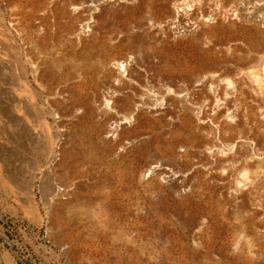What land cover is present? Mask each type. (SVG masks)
<instances>
[{
    "label": "rangeland",
    "instance_id": "rangeland-1",
    "mask_svg": "<svg viewBox=\"0 0 264 264\" xmlns=\"http://www.w3.org/2000/svg\"><path fill=\"white\" fill-rule=\"evenodd\" d=\"M83 1H10V6L17 7L13 8L21 17L24 15L23 24L28 28L29 36L37 39L36 49L47 58V79H52V76V80L69 82L76 71L89 69L100 55L108 57L118 54L129 60L132 55L145 57L157 47L163 49L167 68L160 70L161 83L181 85L186 78L203 74H211L226 82L237 77L244 83V114L256 107L264 109V99L255 102L249 93V88L254 85L264 86V51L255 54L247 44L248 33L244 32L243 35L239 28H229L226 24L221 27L220 21H211L212 32L204 34L195 43L190 38H183L160 46L157 41L166 33V29L149 24L146 14L149 12L148 15L151 14L155 20H170L176 0H126L122 6L111 4L100 9L94 29L74 45L67 39L68 26L65 23L70 19L61 12L79 7ZM210 1L201 3L200 15L205 13ZM229 2L213 0L211 3L226 13ZM184 6L179 10H183ZM250 6H244L247 8L245 12H250ZM74 17L80 21L86 18L81 10H77ZM74 26L71 24L69 31H73ZM147 30L152 38L147 37ZM21 48V40L8 25L5 4L0 0V264L264 262V256L258 251L260 244L252 238L254 233L259 235L264 231V207L256 214L245 215L229 200V190L237 185L244 188V157L261 163L264 160V142L243 144L233 150L221 142L216 143L220 155L230 156L232 152L239 155L225 164V182H203L182 190L184 188L178 181H172V175L183 168L184 160L176 158L168 145L171 136L177 137L183 132L180 121L171 120L172 126L161 119L143 117L146 126L142 130L129 128L124 132L119 131L107 144L101 142V131L112 127L115 121L113 117L122 115L128 107L125 100L124 103L112 105V113L106 118H90L87 113L78 115L72 134L61 137L57 118L60 115L65 118L72 116L74 107L82 102L87 93L74 92L66 104L50 102L25 64L26 57L22 56L24 52ZM255 58L258 62L249 65L248 62ZM156 64L158 59L150 61L145 58L140 69L146 72L155 68ZM255 75L262 80L255 82ZM24 81L32 89L24 88ZM146 85V89L154 95L162 84L153 87L148 81ZM216 89L213 88L212 95L215 93L213 96L217 98L219 92ZM178 114L182 117L183 111ZM213 114L211 108L208 116ZM207 121L210 123V118ZM260 123L258 129L264 134V121ZM178 140L183 141L184 138ZM263 163L261 166L264 167ZM151 165L162 167L161 171L150 172Z\"/></svg>",
    "mask_w": 264,
    "mask_h": 264
},
{
    "label": "bare ground",
    "instance_id": "bare-ground-1",
    "mask_svg": "<svg viewBox=\"0 0 264 264\" xmlns=\"http://www.w3.org/2000/svg\"><path fill=\"white\" fill-rule=\"evenodd\" d=\"M2 1H3V4H5V14H6V18H7V23L10 26V28L12 29V31H14L19 36V38L21 40V44H22V48H23V49L22 48L21 49L24 52V54L22 53V56L25 55V57H26L25 58L26 59L25 64L29 68V71L32 74V76H34L39 87L46 92L47 99L50 102H60L61 101V103L63 102V104H66V102H68L71 99V95H73L74 92H75V94L78 92L82 93L85 91L87 93L85 95L86 98L81 96V97H83V99H81L82 102L77 103V105L74 107L73 114H71L72 116L65 118V117H61V115H60V117L57 118L56 123H58L59 126L61 127V131H60L61 137L65 138L67 135L72 134V130L74 128L73 127L74 122L77 121L75 119L77 118L78 115L83 114V113L84 114L87 113V116H89L90 118H96V117L97 118H104V117L106 118L107 116H109L112 113V109H111L112 105H115V103H119V102L124 103L125 100H127V102H128V107L124 110V112L122 111L123 114L121 113L122 115H120V116L115 115V117H113V118H115V121H113L114 124L112 125V127L109 126V127L104 128L103 130L101 129L102 131L100 133V138H99L101 140V142L107 144L116 134L119 133V131L124 132V130L129 129V128H134L136 130H142L143 126L145 125V122H146V120H143V117L161 119L164 122L167 121L170 124H172V122L176 119V120L180 121L181 128H182L181 130L183 132L180 135H177V137L171 136V140H169L170 142L168 143V145L171 146L170 147L171 152L176 154V158H178L179 160H184L183 168L178 169V171L176 173H173V175H172V177H173L172 181H175V180L178 181V183H180L182 185V188H184L182 190H185L187 188L189 189L190 187L193 188L192 186H195L198 183L204 182V183H209V184H218V183L223 182L226 179V177H225L226 174L224 172L225 164L232 162L233 160H235L236 157H239V155L237 152H232V154L230 156L229 155H220V152H219L220 149L218 150L216 143L221 142V144H223L225 147L231 148L233 150L234 147L239 148L243 144L244 145H246L247 143L248 144L249 143L250 144L251 143L252 144H261L262 142H264V134H261L262 131H260L258 129V128H260V124H261L260 122L264 121V109L262 110L260 107L259 108L256 107L253 111L250 110L248 112V114H246V113L244 114V108H243V106H244V101H243L244 83H243L242 79H238L237 77H235L233 79V81L231 80L230 82H228V81L226 82L225 80H221L219 78H216L215 76H213L211 74H203V75L188 77L185 79V81H183V83H182V81L180 82V83H182L181 85L161 83L162 82L161 81V76H162L161 72L162 71H160V70H164V69L167 70L166 65H165L166 61L164 60L163 53H162L163 49H161V48L156 49L157 47L156 48L153 47L155 49H153L152 52H150V53L148 52L149 54L146 55L145 57H142L141 55H132V57L129 56L130 57L129 60H127V59L125 60L122 57L123 55L121 56L118 54L117 55L114 54L113 56H108V57H104L103 55H100V56H98V59L95 58V60L96 59L97 60L94 61L95 62L94 64H93V62L90 61L91 64H93V65L89 69H86L83 72H82V70L76 71L73 74V77L70 79L69 82L68 81L60 82V81L55 80V79H54L55 82H53L54 80H52L53 79L52 76H51L52 79H47L48 76L46 77V75H45V63H46L47 58H45L46 56L44 54H42V52H39L36 49L35 43L37 42L36 41L37 39L32 37L33 35L29 36L28 28H25V25H24L25 23L23 24V18L22 17L24 15L21 17V15L19 13H17L16 10H14L13 7H15V6H10L11 0H2ZM214 1H216V0H214ZM51 2H52V0H51ZM184 2H185V0H183V1L181 0V2H179L178 0L175 1L174 9L173 8H172L173 10L171 9L172 15L170 17L172 19H170V17H169L170 20L159 21V20H155L151 14L148 15L149 12L146 14V16H147V17L145 16L146 21L149 22V24H152L155 27H159V29H163L164 27L166 29V33L159 37V39L157 41V45L162 46L163 44L165 45L168 41L172 42L173 40L176 41L177 39H183V38H188V39L190 38L192 40V43H195L204 34H209L210 32H212L210 30L211 21H213V22L214 21H217V22L220 21L219 24L221 27H223V24H226V26L229 28H233V29L239 28L238 30L240 31V33H243V35H244V32L248 33L247 37H249V38H248L247 44H249L252 47L255 54H260L261 52L264 51V0H230V2L228 3V10L226 13L221 12V10L219 11V6L218 5L216 6V4L214 5L213 3H211V2H213V0H211L206 5L207 8H206V10H204L205 13H203V15H200V11H201L200 7L202 6L201 3H203V2L205 3L206 0H193V1L189 0V4H187V0H186V5H185L186 7L184 6ZM13 3H14V1H13ZM125 3H126V0H84L79 5V7H74L73 9H71L69 11L64 10L63 12H61L62 15L67 16L65 18L70 19L69 22L65 23L66 27L68 26V34L66 33L67 39L69 40V42H72V43L74 42V45H75V43L76 44L80 43L82 38L85 37L87 35V33H89V31L94 29L96 20L99 17L98 11L100 9H103L105 6H109L111 4L117 5V6H122ZM137 3H139V2H137ZM214 3H216V2H214ZM197 4L199 5V7H197L198 6ZM246 4H247V6H248V4L251 5L249 8L250 12H248V11L245 12V10L247 8L245 9L244 6ZM14 5H16V4H14ZM126 6H127V4H126ZM129 6L127 8H129ZM182 6H184V9L179 10L180 8H183ZM170 7H172V5ZM16 8L17 7H15V9ZM61 8H63V7H61ZM112 8H110V9H112ZM77 10H81L85 14L86 18L80 21L79 19H77L78 15H77V17H74ZM151 11H153V10H151ZM65 18H63V19H65ZM160 20H161V18H160ZM174 20H176V22H174ZM127 22H129V21H127ZM172 22H173V24H172ZM71 24H75L73 31H69L70 30L69 27L71 26ZM32 26H34V25H32ZM144 29H143V31H144ZM180 30H182V32ZM122 31H124V30H122ZM95 32H97V31H95ZM134 32L135 31H133L132 33H134ZM147 32H148V34L146 33L147 37L152 38V36H150L151 33L149 34L150 31L147 30ZM36 33H37V31H36ZM156 33H158V32H156ZM61 34H63V33H61ZM95 35H96V33H95ZM42 36H43V34H42ZM61 37H63V36H61ZM231 38L232 37H230V39ZM213 39H215V38H213ZM110 41H112V40H110ZM139 41H141V40H139ZM60 42L62 43V40ZM64 42H66V41H64ZM94 43H95V41H94ZM52 45H53V43H52ZM74 45H72V47ZM144 46H145V44H144ZM76 47H77V45H76ZM213 48H215V47H213ZM102 49H103V47H102ZM168 54H170V53H168ZM91 57H92V55H91ZM145 58H147L150 61L158 59V64H156L154 66L155 68H152L149 71L144 72V71H142L143 70L142 68L140 69V66H141L140 64L142 63V61ZM257 58H258V56H257ZM242 61L244 62V60H242ZM85 62H83V63H85ZM257 62L258 61L255 58V59H252L251 61H249L248 64L252 65L253 63H257ZM235 65H236V63H235ZM238 68H236V69H238ZM259 75H260V73H259ZM259 75L258 76L255 75V77H254L255 82L257 79H259ZM49 78H50V76H49ZM259 80H262V79H259ZM148 81H150V84L153 87H156V85L162 84V85H159V88L156 89V92L154 95H152V91H148L146 89L147 88L146 83ZM262 83L264 84V82H262ZM23 86H24V88H27L29 90L32 89V87L26 81L23 82ZM213 88H217L216 90H218V92H219L218 93L219 96L217 97L218 99L213 96L215 93L212 95ZM90 91L92 92V94H90ZM249 93H250L251 97L253 98V100H255V102H258L259 100L262 101L264 99V86L257 87L254 85L253 87L249 88ZM6 97H7V95H6ZM152 98H154V99H152ZM110 101H111V104H110ZM69 104H71V103H69ZM211 108H213L214 114L209 117L208 114H209V111L211 110ZM179 111H183L182 117H180V115L178 114ZM69 115H70V113H69ZM141 115H143V116H141ZM209 118L211 120L210 123L207 121V119H209ZM171 120H172V122H170ZM260 120H262V121H260ZM106 122H107V120H106ZM111 122H112V120H111ZM257 122H259V123H257ZM88 125H91V124H88ZM173 125L174 124H172V126ZM181 138H184V140L179 141L178 139H181ZM177 142H182V143L177 144ZM245 150H247V149H245ZM243 151H244V149H243ZM223 152H225V151H223ZM250 153H251V151H250ZM248 158L249 157H247V158L244 157V188L237 185L232 190H229L230 191L229 192V200H230V204H233L238 211L244 213L245 215L246 214L252 215L254 213L256 214L257 211H261L262 208L264 207L263 206L264 205V167L261 166V163L264 160H261L262 162L260 161L261 163H259L257 161H254V160L248 159ZM262 159H264V158H262ZM52 160H54V159H52ZM113 163L115 164V161ZM151 166L152 167H150V169H149L150 172H154L155 170L161 171L162 167H160L158 165H156V166L151 165ZM245 167L249 170H247V169L245 170ZM165 169H166V167H165ZM172 169H174V168H172ZM147 170L145 172H147ZM159 176H161V175H159ZM144 177H145V174H144ZM167 179H169V178H167ZM58 192H60V189L58 190ZM187 192H189V191L187 190ZM63 194L64 193H62V195ZM215 196H216V194H215ZM206 197H207V195H206ZM218 197H220V196H218ZM223 204H224V201H223ZM229 209H230V207H229ZM227 212H228V210H227ZM229 212H230V210H229ZM260 218H262V217H260ZM212 222H213V220H212ZM251 223L252 222H250V224ZM205 234H206V232H205ZM214 234H216V233H214ZM244 238H245V235H244ZM252 238L257 244H260V246H258V251L260 254H262L264 256V231L261 232L259 235L254 233L252 235ZM254 246H255V244H254ZM254 248L256 249L257 247H254ZM218 249H220V247ZM186 250H188V249H186ZM208 252H209V250H208ZM222 253H224V252L222 251ZM199 254H201V253H199ZM212 254H214V253H212ZM128 256H130V255H128ZM248 256H250L249 252H248ZM222 258H223V256H222ZM241 259H242V257H241ZM181 260H182V258H181ZM183 260H184V258H183ZM262 260L264 261V258ZM208 262H210V261H208ZM254 262L249 261V260H245L244 264H255ZM217 263H220V262H217ZM259 264H264V262L259 263Z\"/></svg>",
    "mask_w": 264,
    "mask_h": 264
}]
</instances>
